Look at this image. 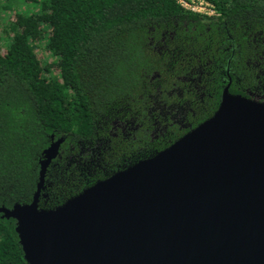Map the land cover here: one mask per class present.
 Listing matches in <instances>:
<instances>
[{
  "label": "trees",
  "instance_id": "1",
  "mask_svg": "<svg viewBox=\"0 0 264 264\" xmlns=\"http://www.w3.org/2000/svg\"><path fill=\"white\" fill-rule=\"evenodd\" d=\"M208 1L219 16L176 0H0V207L34 200L61 137L43 208L170 146L228 84L264 96V0ZM187 101L195 113L178 123L165 105ZM0 264H28L2 214Z\"/></svg>",
  "mask_w": 264,
  "mask_h": 264
},
{
  "label": "water",
  "instance_id": "2",
  "mask_svg": "<svg viewBox=\"0 0 264 264\" xmlns=\"http://www.w3.org/2000/svg\"><path fill=\"white\" fill-rule=\"evenodd\" d=\"M167 148L43 208L0 207L28 264H264V101L233 94Z\"/></svg>",
  "mask_w": 264,
  "mask_h": 264
},
{
  "label": "flooded vegetation",
  "instance_id": "3",
  "mask_svg": "<svg viewBox=\"0 0 264 264\" xmlns=\"http://www.w3.org/2000/svg\"><path fill=\"white\" fill-rule=\"evenodd\" d=\"M162 48V47H161ZM232 81V80H231ZM231 84V83H230ZM231 87V85H230ZM232 93V92H231ZM248 97H251V98H255V99H258L260 101H264V96H262V94L260 92H256V91H252V90H248L247 92V95ZM204 95L202 96V99H203ZM186 103V104H185ZM184 104L185 105H171V106H166L165 107H169V110L170 111H177L175 114H173L172 118L175 120V121H178V123H182L184 122V120L186 119L187 115L189 112H192V113H195V108L192 106L191 102L190 101H187L185 102ZM164 111H167V109H163ZM168 112V111H167ZM183 113V117H181L179 120L176 119V117L179 116V114H182ZM188 121V120H186ZM192 124L191 123H187L186 125H184V127L186 129H193L192 127ZM195 128V127H194Z\"/></svg>",
  "mask_w": 264,
  "mask_h": 264
},
{
  "label": "built area",
  "instance_id": "4",
  "mask_svg": "<svg viewBox=\"0 0 264 264\" xmlns=\"http://www.w3.org/2000/svg\"><path fill=\"white\" fill-rule=\"evenodd\" d=\"M184 9L207 17H217L216 7L208 0H176Z\"/></svg>",
  "mask_w": 264,
  "mask_h": 264
},
{
  "label": "rangeland",
  "instance_id": "5",
  "mask_svg": "<svg viewBox=\"0 0 264 264\" xmlns=\"http://www.w3.org/2000/svg\"><path fill=\"white\" fill-rule=\"evenodd\" d=\"M2 22V21H1ZM0 34H1V36H3V31L0 29ZM258 100V99H257ZM177 112V111H176ZM178 117H183V113L182 114H179V116Z\"/></svg>",
  "mask_w": 264,
  "mask_h": 264
}]
</instances>
